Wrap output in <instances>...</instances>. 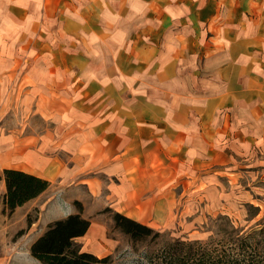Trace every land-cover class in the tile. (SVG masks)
Masks as SVG:
<instances>
[{
  "label": "crops",
  "instance_id": "crops-1",
  "mask_svg": "<svg viewBox=\"0 0 264 264\" xmlns=\"http://www.w3.org/2000/svg\"><path fill=\"white\" fill-rule=\"evenodd\" d=\"M9 13L43 39L36 109L51 122L0 161L50 183L14 211L62 219L82 187L83 219L109 209L147 225L201 159L264 150V0H0Z\"/></svg>",
  "mask_w": 264,
  "mask_h": 264
},
{
  "label": "rangeland",
  "instance_id": "rangeland-1",
  "mask_svg": "<svg viewBox=\"0 0 264 264\" xmlns=\"http://www.w3.org/2000/svg\"><path fill=\"white\" fill-rule=\"evenodd\" d=\"M25 24L19 14H0L1 162L5 160V150L15 142L19 145L22 136L50 128L51 124L36 109L44 82L37 76L44 78L47 69L46 62L37 57L44 52L39 47L43 39L31 36L32 33L29 37L25 35ZM47 25L54 27L52 21ZM48 32L49 36L44 38L47 42L53 38V29ZM224 154L215 166L206 167V161L201 159L199 173L178 176L172 181L171 195L167 194L165 201L156 207L154 220L146 225L158 236L132 241L114 226V212L106 209L98 215L102 220L88 221L89 231L74 242L98 258L109 256V264H145L147 255L152 253L154 258L169 243L212 240L222 244L233 238L236 231L262 227L264 150L261 145L249 148L239 145L237 149L225 148ZM4 191L0 170V264H41L31 256L30 246L54 221L48 222L53 215L46 216L44 205L3 212ZM83 193L84 188L78 187L63 196L66 202L63 207L67 209L64 218L85 213L84 203L89 201ZM78 196L83 200H77Z\"/></svg>",
  "mask_w": 264,
  "mask_h": 264
},
{
  "label": "trees",
  "instance_id": "trees-1",
  "mask_svg": "<svg viewBox=\"0 0 264 264\" xmlns=\"http://www.w3.org/2000/svg\"><path fill=\"white\" fill-rule=\"evenodd\" d=\"M5 191L1 196L3 212L11 213L25 202L46 190L49 182L14 169H3ZM114 226L132 241L158 236L150 227L117 212L112 216ZM89 222L79 213L47 225L45 232L30 246V254L41 264H109L110 257L98 258L83 251L74 239L83 236ZM233 238L222 244L213 242H179L164 246L153 258L146 256L145 264H264V225L248 232L236 231Z\"/></svg>",
  "mask_w": 264,
  "mask_h": 264
}]
</instances>
